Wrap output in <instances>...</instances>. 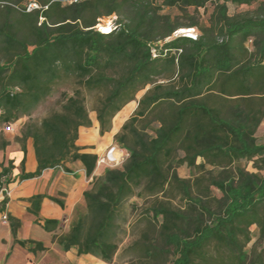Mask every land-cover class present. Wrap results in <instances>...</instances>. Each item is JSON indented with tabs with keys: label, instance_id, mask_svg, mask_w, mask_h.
<instances>
[{
	"label": "trees",
	"instance_id": "obj_1",
	"mask_svg": "<svg viewBox=\"0 0 264 264\" xmlns=\"http://www.w3.org/2000/svg\"><path fill=\"white\" fill-rule=\"evenodd\" d=\"M255 4L229 13L230 5ZM209 7L204 22L200 10ZM170 9L178 14L165 13ZM110 17L111 31H100ZM182 29L198 30L197 38H174ZM66 81L75 89L63 92L60 109L33 120ZM144 90L114 137L128 158L121 169L94 176L99 157L77 145L80 129L93 125L86 94L97 95L104 136ZM25 118L17 138L21 181L49 169L71 173L66 165L77 162L92 178L67 231L59 220H44L64 253L113 264L130 235L135 241L124 254H137L140 264H264V142L257 138L264 123V0H0L1 149L10 144L5 127ZM30 139L38 166L26 173ZM183 166L190 178L179 176ZM0 167L1 193L13 182L14 164ZM45 199L65 209L63 200L37 195L28 211L38 216ZM8 219L15 244L34 255L48 251L43 242L17 240L21 222Z\"/></svg>",
	"mask_w": 264,
	"mask_h": 264
},
{
	"label": "crops",
	"instance_id": "obj_2",
	"mask_svg": "<svg viewBox=\"0 0 264 264\" xmlns=\"http://www.w3.org/2000/svg\"><path fill=\"white\" fill-rule=\"evenodd\" d=\"M94 126L97 128V134L93 135L89 134V128L80 129V137L77 145L82 148V153L93 154L89 146L95 144L98 141V137H100V126L98 121ZM121 127L122 123L116 124L114 121L112 137L103 143L102 147H106L107 149L114 144V137L120 131ZM10 133L11 132H3V137L8 142ZM23 158L24 153L22 152L21 146L15 147L9 144L5 149L0 148V163H3L6 167L9 161H13L14 164L12 174L13 182L4 186V188L9 191V195L5 192L0 193V204L6 197L8 198L6 211L0 214V264H26L24 260H27V264H41L38 258L39 253L36 254L38 256H34V254L29 253L26 249L15 244L10 220L5 223L2 220L3 215L6 214L7 217L12 216L21 222L17 240H35L43 242L47 249L51 248V250H55L54 245L56 244L52 242L54 234L48 233L43 229L44 220H59L62 223V227L64 221H72L76 206L84 205L83 193L90 187L92 181V178H87L85 169L80 162L68 163L66 165L70 168L71 173L64 172L62 168L49 169L44 171L38 178L21 181L19 177L21 175V162ZM37 166L38 163L33 141L30 139L27 143L25 172L33 173L37 170ZM1 170L0 167V172ZM104 172L105 169H102L101 166H97L94 176H101ZM37 195L59 198L65 202V209H62L50 199H45L42 202L39 215L36 216L30 213L28 209L32 206L29 200ZM70 223L68 225L66 224L65 231L68 230ZM61 232L62 231H58V233ZM51 243H53V246ZM25 250L27 252H25ZM47 252H49V250Z\"/></svg>",
	"mask_w": 264,
	"mask_h": 264
},
{
	"label": "rangeland",
	"instance_id": "obj_3",
	"mask_svg": "<svg viewBox=\"0 0 264 264\" xmlns=\"http://www.w3.org/2000/svg\"><path fill=\"white\" fill-rule=\"evenodd\" d=\"M260 1H263V0H260ZM257 6H258V4H255L251 7H248V6L235 7L233 5H230L229 13H230V15L245 13V12L253 11ZM211 11H212V7L207 8L206 11L200 10L201 20L206 22L208 20V17H207L208 13H210ZM165 13H168V14H171L172 16H175L178 14V10H176V9L165 10ZM114 21H115V17L103 19L100 21V24L97 26V28L102 29V27L108 26V25H110L113 28ZM100 26H101V28H100ZM192 30H194V29H192ZM198 33H199L198 30H194L191 32L190 35H198ZM177 36H188V35L183 34L182 30H179L178 32H176L174 34L173 37L175 38ZM74 89H75V86H74V83L72 81H66L63 84L61 83L59 86H57L55 88V91L52 94V96L50 98H48V100L45 101L35 111V113L33 115V120L40 121L41 119H43L45 116H47L52 111L59 110L61 107L60 102H61L62 97H63L62 96L63 92L67 91L70 93ZM145 92H146V90L139 92L136 96V100L127 104L123 108V110L113 120V125H114V121H115L116 124L122 123V126H123V124L133 115V113L137 109L138 102L143 97ZM96 106H97V95L96 94L90 95L87 93L86 94V107L89 111L90 118L93 122L92 127L89 128L90 129L89 130L90 135L97 134V128L94 126V124H97V113L95 112ZM120 117H121V119H120ZM27 121H28V119L25 118V119H22L21 121H19L17 124H14L13 131L10 133V136L8 137L11 145H13L15 147L20 146V144L17 142V138L21 136V130ZM112 133H113V130H111L109 133L105 134L104 136L98 137V141L95 144L89 146V149L92 150L93 154L97 155L99 158L104 156V153L107 151L108 148L106 149V147L105 148L102 147V144L105 143L108 139H111ZM257 138H258L259 142H264V123L261 125L260 129L257 132ZM113 143H114L113 144L114 146H118L115 143V141ZM118 148H119V146H118ZM119 150L121 151L122 149L119 148ZM122 154H124L125 161H126V159L129 156L128 153L126 151H122L120 153V155H122ZM124 162L119 164V165L102 164L101 168L105 169V170L106 169H121ZM8 164H9V162H8ZM97 166H98V164H97ZM246 167H247V170H249L251 172H256V170L253 168V163L246 164ZM178 174L181 178H190L192 176L191 170L188 169L186 166H183L180 169H178ZM214 194L217 197L221 196V194L217 190H214ZM131 202H137L140 205H144V208H146L148 206L144 200H140V199H133ZM174 205L175 206L178 205V202L174 201ZM125 210L127 212V217H128L129 222L134 223L136 221V219L138 218L137 215L131 212L129 205H127ZM70 222L71 221H69V222L64 221L63 231H65L66 224L68 225ZM143 227H144V224H141L139 226L140 229H142ZM126 228H128V227H126ZM254 229L255 228H253L252 230H254ZM133 241H135V237H131L130 235H127L124 238V242L122 243V245L120 247V251H119L118 255L115 257L113 264H140L139 261H137V259H138L137 254H135L133 252L128 253V254H124V250L126 248H128L133 243ZM253 241H255V240H253ZM51 245L53 246V243H51ZM54 248H55V250H51V248H50V249H48L49 252H44V254L39 253L38 258H39V261L41 262V264H104L102 261H100L99 259L92 257V256H78L76 250L71 251L69 253H64L56 245H54ZM249 248H251V245H249ZM25 252H27V251L25 250ZM61 252H62V254H61ZM210 254L215 255L213 248L211 249ZM26 255H27V253H26ZM34 256H38V255H34ZM24 262L27 264V260H24Z\"/></svg>",
	"mask_w": 264,
	"mask_h": 264
},
{
	"label": "built area",
	"instance_id": "obj_4",
	"mask_svg": "<svg viewBox=\"0 0 264 264\" xmlns=\"http://www.w3.org/2000/svg\"><path fill=\"white\" fill-rule=\"evenodd\" d=\"M75 1H78V0H75ZM38 6L36 4H32L30 5L29 9H34V8H37ZM100 31H102V29H99ZM194 31V30H192ZM183 34H187L189 37L193 38V39H196L197 38V35H190L188 33H183ZM13 131V126H7L5 127L4 129V132H12ZM119 151V148L118 146H110L107 151L104 153V156L99 158L98 160V166L101 165V164H107V165H110V164H116V165H119L121 163H123L125 161V156L124 154L118 156V157H115V155L117 154V152ZM2 192H5L9 195V191L7 189H5L3 187L2 189ZM2 220L6 223L8 221V217L7 215H3L2 216Z\"/></svg>",
	"mask_w": 264,
	"mask_h": 264
},
{
	"label": "bare ground",
	"instance_id": "obj_5",
	"mask_svg": "<svg viewBox=\"0 0 264 264\" xmlns=\"http://www.w3.org/2000/svg\"><path fill=\"white\" fill-rule=\"evenodd\" d=\"M100 28H101V26H100ZM111 29H112V27H111L110 25L102 27V31H104V32H110ZM191 32H192V29H182V33H189V34H191ZM116 117H117V116H116ZM120 119H121V117H120ZM122 120H123V119H122ZM121 152H122V151L119 150V151L117 152V154L115 155V157L120 156V153H121ZM99 166H102V164L99 165Z\"/></svg>",
	"mask_w": 264,
	"mask_h": 264
},
{
	"label": "water",
	"instance_id": "obj_6",
	"mask_svg": "<svg viewBox=\"0 0 264 264\" xmlns=\"http://www.w3.org/2000/svg\"><path fill=\"white\" fill-rule=\"evenodd\" d=\"M187 37H189V36H187Z\"/></svg>",
	"mask_w": 264,
	"mask_h": 264
}]
</instances>
